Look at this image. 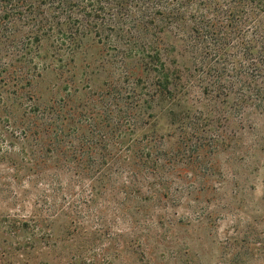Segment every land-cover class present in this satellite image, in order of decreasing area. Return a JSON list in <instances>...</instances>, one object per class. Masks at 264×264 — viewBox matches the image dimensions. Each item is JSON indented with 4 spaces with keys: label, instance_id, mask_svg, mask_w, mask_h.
<instances>
[{
    "label": "rangeland",
    "instance_id": "obj_1",
    "mask_svg": "<svg viewBox=\"0 0 264 264\" xmlns=\"http://www.w3.org/2000/svg\"><path fill=\"white\" fill-rule=\"evenodd\" d=\"M100 1L112 17L71 55L0 0V264H264V70L225 66L243 62L236 41L213 61L195 6L155 41L141 4L118 22ZM152 43L169 95L136 51Z\"/></svg>",
    "mask_w": 264,
    "mask_h": 264
},
{
    "label": "trees",
    "instance_id": "obj_2",
    "mask_svg": "<svg viewBox=\"0 0 264 264\" xmlns=\"http://www.w3.org/2000/svg\"><path fill=\"white\" fill-rule=\"evenodd\" d=\"M168 2L174 3L172 4L174 11L166 14ZM2 3L8 6V11L16 12L21 21L29 25L27 38L30 41L34 39L36 42L39 39L54 41L56 39V48L59 47L60 50L63 49L71 55L80 47L77 37L80 32L101 36L106 18L112 17L101 5L100 0H2ZM112 3L117 9L118 22L129 17H125L124 14L133 3L141 4L142 17L147 18L145 19V30L141 36H152L155 41H157L155 33L149 28L157 30L156 22L169 23L172 19L179 23L176 16L181 13L180 10H191L195 6L193 15H189L193 24L191 34L197 38L196 42L201 43L202 47L213 55V61L226 56L230 44L236 41L237 51L243 57V62L232 67L224 59L225 66L233 71H246L250 75L264 70V0H112ZM150 5L153 8H149ZM39 6H42V11ZM205 12H211L216 20L223 17L225 31L217 29L212 21L205 19ZM136 51L143 53L147 58L145 66L151 75L149 84L167 95L171 94L169 86L172 85L175 70L166 67L164 55L161 54V50L157 49V45L152 43ZM72 60L73 58L68 61L54 58L47 61L46 57H42L39 68L45 70L56 67L60 70L65 69L67 72ZM24 68H27L26 76H29L30 64L25 62ZM256 92V101L260 102L259 90Z\"/></svg>",
    "mask_w": 264,
    "mask_h": 264
}]
</instances>
